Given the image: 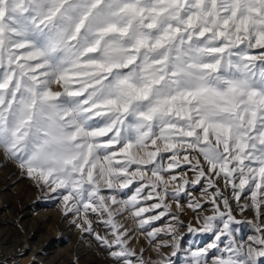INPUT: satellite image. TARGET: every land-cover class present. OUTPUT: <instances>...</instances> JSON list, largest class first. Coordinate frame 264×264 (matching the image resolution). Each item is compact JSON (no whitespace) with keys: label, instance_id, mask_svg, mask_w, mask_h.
<instances>
[{"label":"snow or ice","instance_id":"obj_1","mask_svg":"<svg viewBox=\"0 0 264 264\" xmlns=\"http://www.w3.org/2000/svg\"><path fill=\"white\" fill-rule=\"evenodd\" d=\"M0 157L116 264L183 228L185 264H264V0H0Z\"/></svg>","mask_w":264,"mask_h":264},{"label":"rangeland","instance_id":"obj_2","mask_svg":"<svg viewBox=\"0 0 264 264\" xmlns=\"http://www.w3.org/2000/svg\"><path fill=\"white\" fill-rule=\"evenodd\" d=\"M172 211H177L174 204ZM235 215L240 220H252L255 213L237 210ZM71 219L63 215L62 203L53 194L21 177L14 164L0 157V264H116L109 251L93 236L81 233ZM181 219L185 223L193 221V213L185 210ZM122 222L130 229L135 228L129 217ZM169 222L158 221L155 227L164 228ZM96 230L104 232L99 225ZM180 231L184 233L183 250L173 257L175 264H185L190 251L206 246L212 239L210 234H190L186 228ZM253 235L254 230L245 223L240 226L237 238L246 241ZM131 247L138 252L144 249L146 260H158L156 245L150 244L138 230L133 232ZM163 252L170 253L171 249L165 248Z\"/></svg>","mask_w":264,"mask_h":264}]
</instances>
